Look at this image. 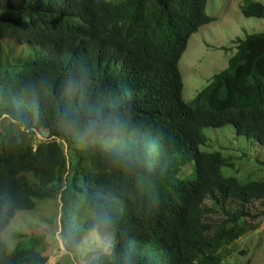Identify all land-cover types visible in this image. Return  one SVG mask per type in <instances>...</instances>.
<instances>
[{
  "label": "trees",
  "instance_id": "16d2710c",
  "mask_svg": "<svg viewBox=\"0 0 264 264\" xmlns=\"http://www.w3.org/2000/svg\"><path fill=\"white\" fill-rule=\"evenodd\" d=\"M205 6L0 0V264H47L43 234H13L26 247L11 251L1 239L37 202H57L69 254L88 232L109 239L86 264H226L257 229L263 158L240 179L222 173L235 168L224 149L200 147L205 129L230 127L264 148V33L236 38L227 67L185 102L178 62L213 21ZM239 9L264 18L256 0Z\"/></svg>",
  "mask_w": 264,
  "mask_h": 264
},
{
  "label": "rangeland",
  "instance_id": "374dc122",
  "mask_svg": "<svg viewBox=\"0 0 264 264\" xmlns=\"http://www.w3.org/2000/svg\"><path fill=\"white\" fill-rule=\"evenodd\" d=\"M264 6V0H256ZM243 0H206L205 14L212 22L200 27L192 34L182 54L178 68L182 78V98L191 102L196 94L207 84L210 78L227 67L229 58L234 54L233 42L236 38L243 39L246 35L264 33V18H245L240 13ZM230 127L217 130L205 129L204 134L210 137L208 146L200 147L201 151H220L225 158H234V169H222L226 176L235 174L240 179L253 175V159L264 160V148L249 143L242 138L232 136ZM216 131V132H215ZM38 139H41L37 135ZM242 154L245 155L242 158ZM235 171V172H234ZM186 170L184 174H188ZM257 212L262 215L258 220L257 229L246 233L236 244L234 252L226 264H264V201L263 205L254 204ZM57 202H37L31 211L17 212L16 216L1 234L9 251L26 247L25 244L12 238L13 234H43L46 242L45 254L47 264L60 260L62 264H86L90 254L105 251L109 239H100L95 232H88L80 244L69 254L63 247L58 236ZM221 216L218 210L207 215V222L216 221ZM21 243L27 241L22 237ZM112 239V236L111 238ZM64 262V263H63Z\"/></svg>",
  "mask_w": 264,
  "mask_h": 264
}]
</instances>
